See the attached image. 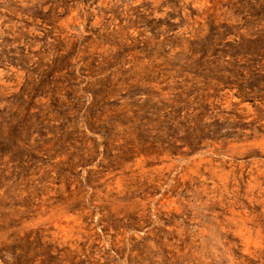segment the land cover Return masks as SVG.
Masks as SVG:
<instances>
[{
	"label": "rangeland",
	"instance_id": "374dc122",
	"mask_svg": "<svg viewBox=\"0 0 264 264\" xmlns=\"http://www.w3.org/2000/svg\"><path fill=\"white\" fill-rule=\"evenodd\" d=\"M0 264H264V0H0Z\"/></svg>",
	"mask_w": 264,
	"mask_h": 264
}]
</instances>
